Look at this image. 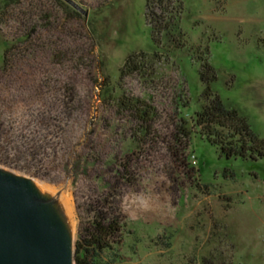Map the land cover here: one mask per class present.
Returning <instances> with one entry per match:
<instances>
[{"label":"rangeland","instance_id":"1","mask_svg":"<svg viewBox=\"0 0 264 264\" xmlns=\"http://www.w3.org/2000/svg\"><path fill=\"white\" fill-rule=\"evenodd\" d=\"M74 1L85 14L60 0L0 2V169L57 197L74 247L110 192L124 226L112 264H264V159L177 137L202 102L188 47L152 41L146 0ZM180 1L186 45H208L213 92L264 138V0ZM139 51L159 61L120 76ZM122 92L153 107L148 136L118 109Z\"/></svg>","mask_w":264,"mask_h":264},{"label":"trees","instance_id":"2","mask_svg":"<svg viewBox=\"0 0 264 264\" xmlns=\"http://www.w3.org/2000/svg\"><path fill=\"white\" fill-rule=\"evenodd\" d=\"M2 1L7 3L11 0ZM60 2L68 6L63 0ZM72 11L79 14L75 9ZM182 12L183 5L180 0L145 1V15L152 41L158 46L164 44L166 50L188 47L192 59L199 63L198 73L203 85L201 106L190 118V123L185 118L181 119V124L177 127V137L179 140H187L193 133H198L214 145L220 155L227 158L251 161L264 159V138L253 132L246 117L234 106L224 103L211 88V83L216 80V72L208 61V45H186L185 34L179 24ZM260 41L264 43L262 39ZM2 58L5 57L2 55ZM153 61H159L157 52L132 53L124 61L120 76L134 72L145 74L146 64ZM115 102L119 110L131 113L140 126L139 132L142 131L143 137L150 134V124L155 116L152 106L143 99L128 96L124 92L116 97ZM180 148L179 151H172V155L179 157V161L182 162L185 144ZM112 196L110 192L103 195L102 201H97L98 208L93 206L94 209L90 211L92 213L87 215L86 225L79 231L78 240L75 241V264H112L117 261L113 248L123 244L124 226L117 211L108 207V199ZM109 252L113 253L110 255L112 257L108 255ZM105 253L108 255L107 260L103 259ZM201 264H213V260L202 258Z\"/></svg>","mask_w":264,"mask_h":264},{"label":"water","instance_id":"3","mask_svg":"<svg viewBox=\"0 0 264 264\" xmlns=\"http://www.w3.org/2000/svg\"><path fill=\"white\" fill-rule=\"evenodd\" d=\"M78 12L74 0H63ZM0 264H75L74 245L56 196L0 169Z\"/></svg>","mask_w":264,"mask_h":264},{"label":"bare ground","instance_id":"4","mask_svg":"<svg viewBox=\"0 0 264 264\" xmlns=\"http://www.w3.org/2000/svg\"><path fill=\"white\" fill-rule=\"evenodd\" d=\"M39 190H40V191H41V190H42V191H44V189H43V188H41V187L39 188Z\"/></svg>","mask_w":264,"mask_h":264}]
</instances>
